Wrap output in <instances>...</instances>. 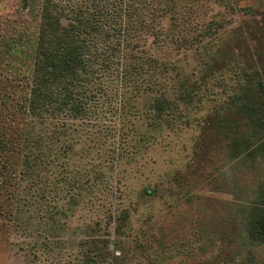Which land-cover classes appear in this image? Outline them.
Segmentation results:
<instances>
[{
  "label": "trees",
  "instance_id": "1",
  "mask_svg": "<svg viewBox=\"0 0 264 264\" xmlns=\"http://www.w3.org/2000/svg\"><path fill=\"white\" fill-rule=\"evenodd\" d=\"M225 1L43 0L28 87L0 102L1 185L33 261L159 264L167 250L183 264L189 247V264H264V14L243 20L247 37L239 26L220 42L229 21L207 4ZM188 53L203 61L200 83L172 75ZM232 65L234 94L206 115L183 112L204 107L208 78ZM180 121L198 130L191 159L133 202L127 165ZM217 151L221 165L208 171ZM236 165L260 171L256 187L242 186L245 170L231 174ZM164 189L171 220L150 219L131 238L133 211ZM82 208L91 216L76 225Z\"/></svg>",
  "mask_w": 264,
  "mask_h": 264
},
{
  "label": "rangeland",
  "instance_id": "2",
  "mask_svg": "<svg viewBox=\"0 0 264 264\" xmlns=\"http://www.w3.org/2000/svg\"><path fill=\"white\" fill-rule=\"evenodd\" d=\"M43 0H0V94L1 98H6V94L14 93V86L21 84L28 87V80L32 72V58L33 50L36 43V36L40 21V10ZM210 6L208 10V16L213 13H220V17L225 18L229 21L228 29L225 31L223 39L220 42L228 41L229 39H235L237 28L243 27L242 37H247L250 33L247 30L244 19H250V17H257L264 14V0H226L225 6L216 5L212 2L207 4ZM249 7L248 11H244V8ZM240 35V34H239ZM238 35V36H239ZM218 44V42H217ZM217 47V45H216ZM216 49V48H215ZM214 49V50H215ZM179 58V56H173L172 59ZM235 66L236 64L232 62ZM203 61L199 58V55L194 53H188L186 56H182V59L178 60V67L180 72H173V77L178 74V79L184 82L186 78L192 79L200 83L202 73L198 70L203 67ZM233 66V70L217 72L214 77L208 78V85L203 88L201 95L204 100L208 102L204 107L194 108L184 107V113H187L190 117L194 118L201 114L206 115L209 110L212 111V105L221 103L222 100H227L233 93L232 84L235 82L238 72V68ZM176 77V78H177ZM190 79V80H191ZM6 93V94H5ZM231 94V95H230ZM140 108L149 102V97L140 98ZM8 107L6 111L11 113L14 108L12 101L6 102ZM4 108L3 103H0V110ZM6 120H9L8 118ZM173 131L168 134V131L161 133L158 137L157 143H154L150 148H141L135 160H132L131 165H127L129 172V181L131 188H134L133 193L130 195V199L134 202L138 198V190L143 186H147L150 181L155 182L156 180L166 181L178 170L183 167L192 157V149L198 130L194 127L184 125L182 121L178 122L177 125L173 126ZM128 157V156H127ZM131 157V156H130ZM223 158V152L217 151L210 156V162L206 168L208 171L212 170L214 165L220 166ZM128 159H124V162ZM241 166H234L232 173L245 170V176L241 179L243 187L254 188L257 186L262 175L259 170L252 171L250 169H241ZM258 167V166H257ZM256 167V168H257ZM244 172V171H242ZM134 177V178H133ZM2 177L0 175V264H38L32 260L27 251L22 250L26 242L33 241V239L26 238V236L18 232L14 226L13 219L9 215V209L11 210L13 203L9 199L8 192L2 188L1 185ZM25 186V184H22ZM165 192L159 195L150 204L138 207L137 211L132 213V236L135 237L136 233L145 231L150 224V219L154 222L163 221L162 217H166L169 221L171 215L167 209V196ZM209 194L224 198L227 200L232 199L231 195H225L222 193ZM134 206L133 208H136ZM9 213V214H8ZM91 214L88 213V209H79L73 217L76 225L82 224L85 218H89ZM196 218V217H195ZM192 215H188V221L185 222L187 225L183 237H188L189 231L191 230L190 220ZM159 224H156V226ZM111 231L114 237V227H111ZM191 231H194L193 229ZM192 238V233H191ZM111 253H114V247H111ZM189 247L184 248L182 259L183 264H189L187 257ZM136 255V254H135ZM174 256V251H167L166 254L160 256L159 264H181L180 258L171 259ZM135 260L145 262V260L135 257ZM43 264V263H42Z\"/></svg>",
  "mask_w": 264,
  "mask_h": 264
}]
</instances>
